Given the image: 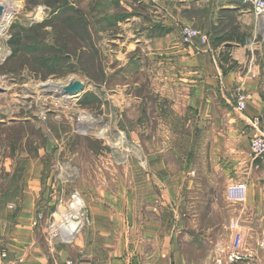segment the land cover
Returning a JSON list of instances; mask_svg holds the SVG:
<instances>
[{
    "label": "crops",
    "instance_id": "0c3cea01",
    "mask_svg": "<svg viewBox=\"0 0 264 264\" xmlns=\"http://www.w3.org/2000/svg\"><path fill=\"white\" fill-rule=\"evenodd\" d=\"M120 5L117 28L124 33L113 37L124 39L142 78L149 74L146 64L155 60L163 82L172 81L178 102L172 100L171 108L188 109L192 126L209 141L188 153L205 163L170 164L165 159L170 150L176 157L188 153L160 149L145 155L144 170L136 169L139 180H116L113 189L98 179L84 185L79 194L85 223L63 243L51 239L46 221L67 210L57 206L47 212L54 203L44 184L52 176L30 159L18 196L0 198V249L7 255L0 264H264V160L251 157L248 131L249 119L259 117L264 124V17L249 0ZM183 28L197 30L208 42L183 43ZM240 95L246 97L242 112ZM213 173L223 177L220 195L214 194ZM232 183L246 187L240 204L227 201Z\"/></svg>",
    "mask_w": 264,
    "mask_h": 264
},
{
    "label": "rangeland",
    "instance_id": "374dc122",
    "mask_svg": "<svg viewBox=\"0 0 264 264\" xmlns=\"http://www.w3.org/2000/svg\"><path fill=\"white\" fill-rule=\"evenodd\" d=\"M5 1L16 8L0 31L4 201L20 193L30 159L45 165L52 176L44 184L48 201L54 203L50 213L57 206L67 210L72 196L93 181L113 189L116 180H139L136 169L144 170L147 154L160 149L188 153L209 142L192 126L188 109L178 104L171 108L177 94L172 81L163 82L158 75L156 61L146 64L149 74L142 78L140 62L130 63L132 53L125 52L124 39L113 37L124 33V27L117 28L123 0L0 3ZM66 81L81 82L84 89L68 99L57 96L58 90L42 91L47 82ZM172 154H166L167 163H205L194 153ZM220 175H210L217 195L222 191ZM60 219L47 220L46 229Z\"/></svg>",
    "mask_w": 264,
    "mask_h": 264
},
{
    "label": "built area",
    "instance_id": "2783aa9c",
    "mask_svg": "<svg viewBox=\"0 0 264 264\" xmlns=\"http://www.w3.org/2000/svg\"><path fill=\"white\" fill-rule=\"evenodd\" d=\"M253 6L256 15L264 17V0H249ZM181 40L188 44L194 39H198L203 45L208 42V38L195 29L183 28L181 30ZM245 95H240L237 99V110L242 112L245 110ZM249 131V152L253 159L264 160V124L261 118L255 117L248 120ZM246 187L242 183H232L227 187L226 197L230 204H240L245 199ZM64 215L61 216L58 225L50 223L47 227L48 234L51 239L69 243L72 241L74 234L79 231L85 218V206L82 203L79 194L75 193ZM240 243L237 236L234 248ZM6 252L0 249V260L6 258ZM65 264H81L79 262L67 261Z\"/></svg>",
    "mask_w": 264,
    "mask_h": 264
},
{
    "label": "bare ground",
    "instance_id": "6f19581e",
    "mask_svg": "<svg viewBox=\"0 0 264 264\" xmlns=\"http://www.w3.org/2000/svg\"><path fill=\"white\" fill-rule=\"evenodd\" d=\"M0 8L2 9V14L0 17V31H1V23L7 22V20L10 19L12 12L16 8L14 4L9 3L8 1L0 3ZM5 19V20H4ZM4 25V23L2 24ZM73 83L72 81H66V82H47L43 85H41L42 91H48V90H58L60 93H57L60 95L61 98H67V96L63 95V89L68 87L69 84ZM85 221V220H84Z\"/></svg>",
    "mask_w": 264,
    "mask_h": 264
},
{
    "label": "water",
    "instance_id": "95a60500",
    "mask_svg": "<svg viewBox=\"0 0 264 264\" xmlns=\"http://www.w3.org/2000/svg\"><path fill=\"white\" fill-rule=\"evenodd\" d=\"M1 14H2V9L0 8V17ZM83 89H84V85L81 82L74 81L73 83L69 84L68 87L63 89V95L71 98L76 97ZM57 96L60 97L59 94H57Z\"/></svg>",
    "mask_w": 264,
    "mask_h": 264
},
{
    "label": "trees",
    "instance_id": "16d2710c",
    "mask_svg": "<svg viewBox=\"0 0 264 264\" xmlns=\"http://www.w3.org/2000/svg\"><path fill=\"white\" fill-rule=\"evenodd\" d=\"M216 40L219 41L221 39H216ZM232 69H233V66H230L229 69H227V70H232ZM221 70H222V74H226L227 70H225L223 68H221Z\"/></svg>",
    "mask_w": 264,
    "mask_h": 264
}]
</instances>
